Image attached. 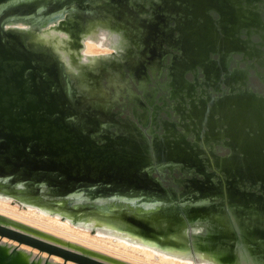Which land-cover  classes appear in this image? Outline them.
I'll list each match as a JSON object with an SVG mask.
<instances>
[{"label": "rangeland", "instance_id": "rangeland-1", "mask_svg": "<svg viewBox=\"0 0 264 264\" xmlns=\"http://www.w3.org/2000/svg\"><path fill=\"white\" fill-rule=\"evenodd\" d=\"M80 1L83 3L85 0ZM120 1L119 6H115L117 1L112 2L111 9L114 11L116 8L117 14H123L121 20L125 17L134 21V24L136 23L134 38L136 39L138 34L140 28L138 23H142L140 20L142 17L153 22L151 30L148 31L150 35L147 40L142 38L137 46L135 40L133 49L129 53V56L135 59L134 75L126 64H122L119 68L125 77L123 81L125 86L120 93L114 87L107 88V77L103 81L100 77H94L91 89L97 94H92L101 99L99 102L92 99L90 103L97 109L103 108L110 112L120 122L121 125H106L111 132H117V138L107 143L112 145L113 153L116 152L127 163L124 172L127 174L123 175L120 181L112 180L114 179L112 178L113 172H107L106 176L90 175L92 181L88 182V179L85 181L93 186H76L71 190L75 195H71L89 198L87 191L91 194V191L99 190L97 192L109 195L110 205L131 206L137 210L147 211L174 212L178 210L183 213L198 212L204 209L207 213L210 208H227L236 204L235 206L242 208L243 211L247 209V211L264 214V155L259 159V154L264 153V144L260 143L261 146H259L250 139L240 138L245 135L242 132L236 136L237 138L233 136L231 139V134L226 132L229 127L226 124L228 120L233 121L234 124H240V127L251 136L262 131V128L260 130L257 128L263 126L262 122L264 123V0H230L233 10L236 9L226 16L217 10L201 11L204 15H200V10H195L200 16H196L197 14L191 11L186 14V9H182L183 5L180 0H170L169 6L172 9L175 7L174 4L181 5L176 8L177 13L192 16L189 23L169 15L165 10L157 11L154 8L156 14L162 15V19L156 20V15H153L150 7L146 9L147 12H144L145 5L152 0ZM100 2L104 3L103 0L93 3ZM136 3L142 7H137ZM71 4L73 2L66 6L65 11ZM43 7L40 5V9ZM237 7L243 10H254L257 15L252 14L251 16L247 13L248 17H243ZM259 8L263 11H257ZM63 18L68 19L72 16L61 17L59 25L63 23ZM105 20L107 21L103 22L104 20L100 18L89 19L84 33H89L98 25H110L109 18L106 17ZM208 21L211 24L207 25ZM205 25L207 27L202 32ZM33 32L35 34L30 32L32 34L28 38L29 41L44 44L55 50L53 48L55 41L42 37L39 32ZM37 37L41 41L36 40ZM218 40L222 41L221 45L211 43ZM241 46L242 51L239 50ZM237 47H239L238 53L228 54L230 48L237 49ZM226 54L229 55L228 59L224 57ZM97 61L95 65H88V67H82V65L79 73H75L76 78L83 79L80 84L86 86L90 82L88 75L84 77L82 73L92 70L91 67L96 64H106L107 59H103L104 62L101 59ZM53 85L45 83L43 89L52 88ZM57 99H60V103L62 102V98ZM215 104L218 106L217 110H211ZM79 109L84 114L95 118L100 117L81 107ZM221 114H224V118ZM81 115L80 112L79 114L75 112L71 120L78 122L82 119ZM226 118L228 120L225 121ZM220 119L224 121L221 122ZM250 126L256 129L253 131ZM71 127L79 128L73 125ZM97 129V132L101 130ZM94 138L98 140L100 136L96 134ZM128 140H133L130 144L132 147L128 145ZM7 144L6 140L0 139V162L4 156L1 153L14 147L8 144V148ZM20 146L24 150L20 153H24L27 147L25 144ZM30 155L35 157V159L33 157V159L26 160L32 164L31 167H44L45 163L39 165L37 162L40 160L42 163L43 159L37 158L36 160L35 153ZM139 158L144 159L140 162ZM240 160L244 161L240 162ZM145 165L148 166L144 167ZM34 174H39L41 178H32L36 177ZM34 174L29 175L32 181L37 182V186L47 185L46 178H44L46 176H43L47 175L45 171L39 169ZM4 175V171H1L0 180L8 181L1 177ZM85 175L87 178L90 177L87 173ZM48 177L52 180L58 179L53 175ZM25 184L28 185L29 182ZM96 184L104 189L112 186L113 188L108 191H114L108 192L94 186ZM84 188H87L86 192H82ZM3 190L8 192V190ZM117 190H120L121 194ZM245 190L248 193H244ZM3 209L15 212L19 216L30 217L36 225L41 227L51 225L57 231L63 230L71 235H79L82 241L142 264H185L169 259H157L151 252L140 251L135 247L130 248L110 239L93 236L72 226L68 228L66 223L57 224L59 221L55 222L54 218L51 219V217L0 201V210ZM123 212L131 216L128 210ZM86 217L89 219L91 216L88 214ZM154 219L151 220L154 229L150 239L158 242L159 237H164L161 232L167 229L158 227L160 217L154 216ZM238 221L242 225V221ZM119 224L131 230L136 231L137 229V232L144 231L132 222L123 220ZM245 225L243 224V227ZM194 227L195 232L191 230L187 233L186 227L180 234L169 232L170 241L165 244L171 243V240L179 242L177 246L196 245L197 243L202 247L206 246L212 252H217L220 259L224 261L244 259L243 261L248 263L264 264V252L253 246H244L239 242L231 241L234 253H229L224 249L228 248L226 246L222 248L219 242L217 243L219 248L212 247L207 240L214 235L221 236L220 238L224 235L216 233L217 226L211 220H194ZM156 229L157 232H155ZM261 231L264 232V230ZM177 238H183L182 240L185 241L180 244ZM257 242L263 244L264 241L259 242L258 239ZM221 251L225 252L224 255Z\"/></svg>", "mask_w": 264, "mask_h": 264}, {"label": "bare ground", "instance_id": "bare-ground-1", "mask_svg": "<svg viewBox=\"0 0 264 264\" xmlns=\"http://www.w3.org/2000/svg\"><path fill=\"white\" fill-rule=\"evenodd\" d=\"M74 1L80 0H33L4 16L0 26L6 33L10 45L29 54L28 56L25 55L28 62L31 63V61L37 59L38 66H41L49 77L54 76L57 78L56 75L52 74V68L55 72L59 71L62 75L60 81L65 84V90L70 92L71 98H75L73 100L75 103L77 102L79 107L87 110V107L90 106L88 101H79L74 96L71 91L73 89L72 85L62 68V64L50 54L30 49L24 35L15 30H29L32 25L42 26V32H40L42 37L55 41L53 48L64 60L68 69L74 73H79L82 65V67H85L94 64L100 58L106 59L121 54L125 50V38L119 31L103 25H98L96 29L84 33L80 50H74L71 47L68 33L57 28V26L60 22L59 17L63 15L66 6ZM40 5L44 7L40 9ZM36 40L41 41L38 37ZM73 54L79 58V62L73 61ZM29 82L31 84V80ZM80 85L83 88L85 87L83 84ZM32 93L36 97L35 104L38 105L37 97L39 95L36 92ZM51 102L56 104L55 108L59 105V103H56V99ZM98 111L102 110H96V112ZM101 113L104 114V112ZM48 119L50 123H56V120H52L54 119L53 115L49 116ZM60 136H63V134L60 133ZM5 153L1 154L4 155ZM142 160L139 158L140 162ZM46 167L49 166L46 165ZM1 171L5 173L1 177L8 181L0 180V201L23 210L36 212L42 216L51 217V219L54 218L55 222L56 220L59 221L57 224L66 223L68 228L72 226L93 236L110 239L130 248L135 247L140 251L151 252L157 259H169L173 262L178 261L185 264H255L245 262L244 259L241 261L236 259L234 261H224L220 259L217 252H212L206 246L202 247L197 243L196 245L177 246L176 244L179 242L171 240V243L165 244L170 241L168 238L169 232L180 234L184 227H186L187 233H190L191 230L195 232L194 220L198 219L211 220L217 226L216 233L224 235L223 238L217 235L209 238L207 241L211 243L212 247H218L217 243L219 242L222 248L226 246L228 248L224 249L228 250L229 253H234V250H232L234 246L231 244V241H233L244 246L256 247L264 252V242L263 244L257 242L258 239L259 242L264 241V237H262L264 232L261 231L264 230V214L247 211V209L243 211L242 208L235 206L236 204L227 208H210L207 213L204 209L198 212L186 211L183 213L178 210L174 212L137 210L131 206L110 205L109 195L97 192L99 190H96V192L91 191V194L87 191V197L89 198L73 196L75 194L71 190L77 185H72L74 183L65 179L52 180L47 175H43L46 176L44 178H46L47 185L37 186V182L32 181V178L39 177V174H34L37 169L27 164L17 163L16 160L10 159L6 155L2 156L0 162ZM31 173L36 177L31 178L29 175ZM25 182H29V184L26 185ZM3 189L8 190V192ZM84 189L82 192H86L87 188ZM119 193L121 194V192ZM124 210H128L131 216L123 212ZM88 214L91 219L86 217ZM154 216L160 217L161 221L157 223L158 227L167 229L161 232L164 237H159L158 242L150 239L153 236L151 232L154 226L151 220H155ZM123 220L124 222L136 224L144 231H139V233L137 229L135 231L126 228L119 224ZM238 220L242 221V225ZM243 224L246 225L243 227ZM155 232H157V229ZM78 236L71 235V233L69 234L63 230L57 231L51 225L44 228L36 225L30 217L19 216V214L5 209L0 210V264H142L82 241V237ZM40 239L54 244V246H50L49 243L45 241L44 243ZM182 239L177 238V241L182 244V241H185ZM224 253L221 251L222 255Z\"/></svg>", "mask_w": 264, "mask_h": 264}, {"label": "water", "instance_id": "water-1", "mask_svg": "<svg viewBox=\"0 0 264 264\" xmlns=\"http://www.w3.org/2000/svg\"><path fill=\"white\" fill-rule=\"evenodd\" d=\"M24 4L22 0H0V23L4 16L10 14ZM19 49L8 43L6 33L0 26V139L6 140L8 144L14 146L12 149L6 151L4 155L10 157V159L13 158L17 163L31 166L32 164L26 160H29V158L33 159L34 156L30 154L35 153L36 160H38L37 158L44 160H42V163L38 160L37 162H39V165H44L45 163L44 167H34L37 169V172L41 169L45 171L48 176L53 175L58 179H65L68 182L74 183L72 185L84 187L93 186V184L87 183V181H92L91 176H106L107 172H113V177L111 176L114 178L112 179L113 181L122 180L123 175L127 174L124 173L127 163L124 162L116 152L113 153L112 145L107 142L98 144L87 137L86 134H83L81 128H72L71 125L64 122L66 121V115H64L63 109L66 99H63L64 96H62L61 104L60 99H57L58 97L44 95L39 92L41 90L40 88L43 87L41 84L44 83L39 79L41 77L39 74L42 69L37 68L38 65H36L37 67H33L30 62L25 59L29 54ZM30 80L31 84H29ZM32 92H36L40 96L37 97L39 102L38 105L35 104L36 97ZM54 99H56V103H60L57 108H55L56 104L51 102ZM52 115L54 118L52 120H56L55 124L49 122L48 117ZM223 115L222 117L224 118ZM206 120L207 119H205V121ZM226 120L228 119L226 118L225 121ZM208 121L211 120L208 119ZM220 121L222 122L224 119H220ZM226 122L229 126L226 132L231 134V136L236 137L242 132L245 135L240 136V138L250 139L259 146L264 144L263 122V126L257 128L259 130L262 128V131L254 136L245 132L244 129L240 127V124H234L233 121L230 120ZM232 124L234 126H232ZM251 129L254 131L256 128L254 127ZM60 133L63 134V136H60ZM73 139H75V141H73ZM132 142L133 140H128V145ZM23 144L27 147V149L25 148L26 153H20V151H24L21 148L22 146H20ZM130 146L132 147V145ZM38 151H40V153ZM263 155L264 153L261 152L259 154V159L262 158ZM132 159L135 161L134 158ZM243 161L244 160H240V162ZM46 165L49 167H46ZM134 172H136V170ZM86 173L91 176L89 178L85 177L87 176L85 175ZM249 176H251V174ZM94 186L104 189L99 184ZM112 188L113 187L110 186L104 190L108 191ZM117 191L121 192L120 190ZM40 241L44 242L45 240L40 239ZM45 242L49 243L47 241ZM49 244L50 246H54V244ZM61 248H63V246H61Z\"/></svg>", "mask_w": 264, "mask_h": 264}, {"label": "flooded vegetation", "instance_id": "flooded-vegetation-1", "mask_svg": "<svg viewBox=\"0 0 264 264\" xmlns=\"http://www.w3.org/2000/svg\"><path fill=\"white\" fill-rule=\"evenodd\" d=\"M33 0H22V3H29L32 2ZM97 0H85L83 3L81 1H74L73 4L70 5V7L68 8L67 11H64L63 15L61 17H71L73 18V20H71L72 18H68L62 19V24L58 25L57 28L62 29L63 31L67 32L69 37H70V45L74 50H80V48L82 47V39L84 37V31H86L85 26L86 23L88 22L89 19H95V18H100L102 20H104L103 22H106L107 20H105V18H109L110 25H108L107 27L112 28L114 30L119 31L123 37L126 40V46H125V50L122 51L121 54L116 56H113L111 58H106V64L101 63L100 65L96 64V66L91 67L92 70H88L84 73H82V75L84 77H86L88 75V78L90 80L89 83H87V85L83 88L80 85V82L82 83L81 79L76 78V74L69 70L68 67L66 66L64 60L60 57V55L58 54V52H56L55 50H52V48L50 49L49 47L45 46L44 44H39L38 42H33V41H29L28 38L29 36H31V34H35L33 31L36 32H42V26H37V25H32L31 29L29 30H18L15 29L19 32H21L24 37L25 40L27 42V45L30 49L32 50H36V51H40V52H44L46 54H50L52 55L54 58H56V60L62 64V68L65 72V74L68 76L70 84L72 85V92L74 94V96L76 98H78L79 101H88V104L90 105L89 107H87L86 109L88 110V112L94 114V115H99V118H95L92 117L90 115L84 114V112H82L79 107L76 105L75 101H73L71 99V94L70 92L65 90V84L61 83L60 80H62L60 77L62 76L60 74V72H55L54 68H52L53 71V75H56L57 78H55L54 76L49 77L48 73L46 71L43 70V68L41 66H36L38 65L39 62H37L36 60L31 61V65L33 67H37V68H41L42 71L39 74V76H41L39 79L40 81L44 82L43 86H45L46 84H49L51 86V84L53 85L52 88L49 89H43L40 88L41 90L39 91L41 94H46V95H52V96H56L58 98H63L62 96H64L63 99H66V102H64V114H67L69 116L66 115V118L64 122L68 123L69 125H73V126H77L79 128L82 129V133L86 134L87 137H89L91 140H93L94 142L98 143V144H103L104 142H110L111 140L117 138L116 137V133L117 132H111V130H109L108 128H106V125H121L120 122L115 119L113 117V115L108 112L103 110V108L101 109H97L95 108L90 101L92 99L96 100L97 102L100 101L101 98L99 97H94L92 93H95L94 95H96L97 93L94 92L95 90L91 89L92 86V82H93V78L94 77H100L101 80L103 81L105 79V77H107L108 80V86L107 88L110 89L112 87L115 88V90L117 92L120 93V91L122 90V88L125 86V83L123 81H125V77L124 74H122V72L119 70L120 67H122V64H126L128 67H130L131 69V73L134 75V69H136V66L134 65L135 63V59L129 56V53L131 52V50L133 49V44H135V40H136V46L138 45L137 43H139V41H141L142 38H144V40L148 38V36L150 35V33H148L149 29L151 30V26L153 24V22L146 18H140L142 23H138L139 25V29H138V34L136 36V39L134 38V31L136 30V23L134 24V21H130L128 19H126L125 17H123L124 19L121 20V16H123V14L121 13V15L117 14V9L114 8V11H112V7H111V3H116L115 6H119L120 5V0H103V2L100 3H93ZM134 1V0H132ZM139 2H141V0H138ZM182 2V9H186L185 12L186 14L189 13L188 11L191 12H195V10H200L201 11H210V10H217L220 11L222 13H224V16L229 15V12L234 11L236 8L232 7V4L230 2V0H180ZM170 0H152L150 1L148 4L145 5V10L144 12H147L146 9H148V7H150L152 9L153 15L155 14V18L156 20H159L160 18L162 19V15L161 14H156L154 12V8L157 9V11H162L165 10L166 12H168L169 15H173L175 17L181 18L182 21H185V23H189L191 22V17L190 15L186 16L185 14L182 13H177V7H180V4H174V8L172 9L169 4H170ZM21 3V2H20ZM24 4V5H25ZM75 4V5H74ZM95 4V5H94ZM97 6V8L95 7ZM137 7H142L141 5H138L136 3ZM202 8V9H200ZM237 9H239V11L242 13L243 17H248V14H256L254 10H249V9H241L239 7H237ZM264 9V8H263ZM262 8H259L257 11H263ZM180 10V8H179ZM193 14V13H192ZM197 14V13H196ZM204 15V13H200V15ZM200 15H196V16H200ZM220 15V14H219ZM257 15V14H256ZM186 16V17H185ZM61 17L59 18V20L61 19ZM130 17V16H129ZM130 19H132L130 17ZM136 21V20H135ZM193 21V20H192ZM125 24H129V26L125 25ZM206 24V23H205ZM211 24L210 21H208L207 25ZM106 26V25H103ZM207 26L205 25V27L202 29V32L205 31V28ZM14 29V28H13ZM32 32V33H30ZM146 34V36H145ZM213 39H215V37H212ZM211 38V39H212ZM143 42V41H142ZM211 43L213 44H222L221 40L218 41H212ZM221 43V44H220ZM236 47V46H235ZM243 47L241 46V48L239 49V47H237V49L235 48H230L228 54H235L238 53V49L240 51H242ZM231 51V52H230ZM236 51V52H235ZM140 52V51H139ZM138 52V53H139ZM229 54V55H230ZM73 61L74 62H79V58L77 56H75V54H73ZM229 55H224V57H226L228 59ZM102 61L104 58H100ZM98 59V61L100 60ZM224 59V58H223ZM110 60V62H108ZM97 61V62H98ZM225 61V59H224ZM104 62V61H103ZM92 65H95L92 64ZM118 66V67H116ZM86 67H88L86 65ZM90 67V66H89ZM56 69V68H55ZM86 75V76H85ZM28 76V75H26ZM58 84V87L56 86ZM55 87V88H53ZM89 96H88V95ZM106 93H104L105 95ZM101 97V95H98ZM103 96V95H102ZM216 106V107H215ZM215 106L213 107V109L211 110H217L218 106L217 104H215ZM94 107V108H93ZM106 109V108H105ZM95 110V111H94ZM96 110H102V111H98L96 112ZM74 113H78L79 112L82 114V119L79 120L78 122L76 121H72V115L74 113H70L73 112ZM101 112H104L101 113ZM205 118V117H204ZM79 123V125H77ZM97 128L101 129L100 131L97 132ZM119 130L120 127H118ZM123 132V131H121ZM114 133V134H111ZM96 134L98 136H100V138L95 139L94 136H96ZM102 137V138H101ZM114 137V138H113ZM231 139H233V136L230 137ZM142 181V179H140ZM244 193L248 191H243ZM250 193V192H249Z\"/></svg>", "mask_w": 264, "mask_h": 264}]
</instances>
